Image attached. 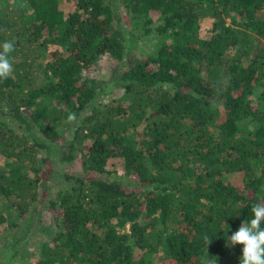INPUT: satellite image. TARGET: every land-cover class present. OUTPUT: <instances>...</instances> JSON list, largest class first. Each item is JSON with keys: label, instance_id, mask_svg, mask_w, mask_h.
<instances>
[{"label": "trees", "instance_id": "16d2710c", "mask_svg": "<svg viewBox=\"0 0 264 264\" xmlns=\"http://www.w3.org/2000/svg\"><path fill=\"white\" fill-rule=\"evenodd\" d=\"M66 1L0 0V51L14 44L12 74L0 79V233L35 225L48 143L79 121L64 158L83 174L66 175L50 200L53 235L30 264H148L134 246L164 248L172 264H240L243 245L228 238L264 201V0H123L146 33L169 40L122 72L126 102L102 105L95 69L125 56L126 32L112 0ZM234 15L239 29L227 23ZM248 120L257 126L246 131Z\"/></svg>", "mask_w": 264, "mask_h": 264}, {"label": "rangeland", "instance_id": "374dc122", "mask_svg": "<svg viewBox=\"0 0 264 264\" xmlns=\"http://www.w3.org/2000/svg\"><path fill=\"white\" fill-rule=\"evenodd\" d=\"M60 1L63 9H69L71 7L66 0ZM110 4L117 14L116 25H121L126 32L127 51L120 61L109 58L107 55L102 56L98 60L95 74L99 75L101 79L104 80V84L95 98V105L108 104V102L112 101L114 98L120 102H126L127 94L120 86L122 72L133 64L134 57L156 55L159 46L163 42L169 40L167 35L146 33V28L149 27H145L142 20L132 17L124 5L123 0H112ZM212 23V18H204L202 20L201 36L208 37L210 35L209 29ZM227 23L239 29L242 25V20L237 15H234L233 17L227 18ZM247 31L250 33V38H258L253 31ZM231 53H235V48L231 50ZM43 59H45V56L40 58V60ZM43 80L44 76L41 78V82H43ZM261 90L262 88H257L254 92L255 104H259ZM259 107H262V105L259 104ZM91 109L92 106L86 107L82 116L88 114ZM9 119L12 122V118ZM78 124L79 121L64 124L62 128L63 141L48 143L50 146L49 157L52 161V173L50 175L47 198L45 200L42 199L43 201L39 205V209L34 211V226L28 227V224H26V226L23 224L22 227L20 226L12 231L0 233V264H30L31 262H35L38 256H40L41 244L50 241L55 223L48 213L49 202L51 199H57L59 189H66L69 187L70 183L66 179V175L83 174L78 161L72 162L64 158L67 154L65 145L73 138L74 130ZM17 126L20 130L25 129L23 125L17 124ZM255 126H257L255 121L252 122V120H248L244 123L243 128L248 131ZM88 142H91V140H88ZM47 153L48 152L44 149L38 156L46 157L48 156ZM7 162V159L0 156V168H6ZM114 166L118 167L119 165L116 163ZM238 179H240L239 176H237L235 180ZM170 228L173 229L172 226H170ZM119 229L121 232H129L130 226L127 225ZM229 246L234 247L236 245L232 246L229 244ZM134 254L136 259L145 258L148 264H172V262L166 258V250L164 248H160L158 251L151 253L134 246Z\"/></svg>", "mask_w": 264, "mask_h": 264}, {"label": "clouds", "instance_id": "9594fccd", "mask_svg": "<svg viewBox=\"0 0 264 264\" xmlns=\"http://www.w3.org/2000/svg\"><path fill=\"white\" fill-rule=\"evenodd\" d=\"M14 50V44L5 41L0 51V79H7L11 76L13 68L8 54ZM253 218L241 224L229 238L230 245H243L240 264H264V229L261 223L264 222V201L252 204ZM207 246L211 243L205 237Z\"/></svg>", "mask_w": 264, "mask_h": 264}]
</instances>
